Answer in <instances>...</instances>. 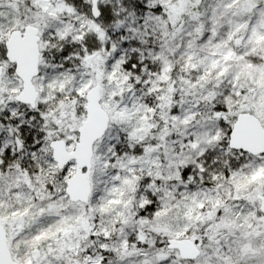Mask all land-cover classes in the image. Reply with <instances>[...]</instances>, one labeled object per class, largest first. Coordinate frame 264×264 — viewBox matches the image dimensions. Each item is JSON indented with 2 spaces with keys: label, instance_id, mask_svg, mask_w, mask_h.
<instances>
[{
  "label": "snow or ice",
  "instance_id": "1",
  "mask_svg": "<svg viewBox=\"0 0 264 264\" xmlns=\"http://www.w3.org/2000/svg\"><path fill=\"white\" fill-rule=\"evenodd\" d=\"M0 264H264V0H0Z\"/></svg>",
  "mask_w": 264,
  "mask_h": 264
}]
</instances>
